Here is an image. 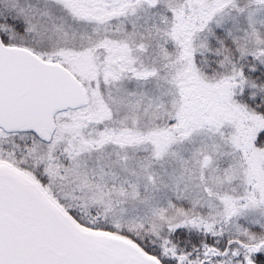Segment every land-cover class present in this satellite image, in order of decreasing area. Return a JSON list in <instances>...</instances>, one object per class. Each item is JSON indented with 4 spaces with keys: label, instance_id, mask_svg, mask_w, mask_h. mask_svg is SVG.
Here are the masks:
<instances>
[{
    "label": "snow or ice",
    "instance_id": "snow-or-ice-1",
    "mask_svg": "<svg viewBox=\"0 0 264 264\" xmlns=\"http://www.w3.org/2000/svg\"><path fill=\"white\" fill-rule=\"evenodd\" d=\"M0 264H264V0H0Z\"/></svg>",
    "mask_w": 264,
    "mask_h": 264
}]
</instances>
